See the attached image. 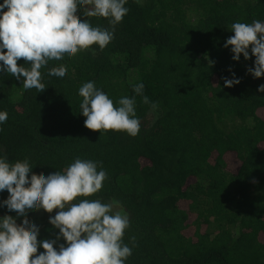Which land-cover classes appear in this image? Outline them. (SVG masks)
Wrapping results in <instances>:
<instances>
[{
	"label": "trees",
	"instance_id": "obj_1",
	"mask_svg": "<svg viewBox=\"0 0 264 264\" xmlns=\"http://www.w3.org/2000/svg\"><path fill=\"white\" fill-rule=\"evenodd\" d=\"M125 6L129 12L103 51L93 45L41 69L43 92L0 73V111L8 113L0 156L28 159L38 177L63 171L76 158L99 162L107 179L89 199L129 217L124 242L132 255L125 264H264V93L257 90L264 77L248 72L254 56L234 61L224 46L234 35L231 24L264 22V0H129ZM77 16L112 30L106 18L85 17L82 9ZM60 66L65 79L47 74ZM233 72L241 83L224 87L222 78ZM89 81L114 106L135 96L137 137L84 126L78 90ZM140 82L156 110L134 93ZM8 195L0 193V200ZM58 211L41 209L17 224L28 219L40 228L38 240H52L59 230L49 217ZM4 215L16 213L0 207ZM60 243L66 244L61 239L57 249Z\"/></svg>",
	"mask_w": 264,
	"mask_h": 264
},
{
	"label": "clouds",
	"instance_id": "obj_2",
	"mask_svg": "<svg viewBox=\"0 0 264 264\" xmlns=\"http://www.w3.org/2000/svg\"><path fill=\"white\" fill-rule=\"evenodd\" d=\"M128 2L3 0L0 3V73L6 72L22 81L25 90L43 92L41 69L47 68L50 61L70 59L93 45L103 51L114 39L115 26L128 14L125 6ZM78 9L83 10L85 17L108 19L112 30L93 27L89 19L82 21L77 16ZM230 30L234 35L227 38L224 46L230 47L233 60L240 61L241 54L245 60L254 56L255 67H249L248 72L254 78L264 77V22H235ZM21 58L25 63L18 65ZM47 74L63 80L67 69L51 67ZM222 79L227 88L241 83L234 72L231 79ZM132 87L152 110L159 107L143 94L142 82ZM257 90L264 93V84ZM78 95L82 97L80 109L86 117V128L102 134L113 130L138 136L141 121L136 113L135 96L121 97L114 106L109 95L92 81L84 83ZM7 119L8 113L0 111V125ZM106 179L107 172L102 165L89 159L76 158L63 171L38 177L33 174L28 159L10 162L6 156H0V193L5 190L9 193L7 199L0 200V207L16 213L0 216V264H125L132 255V248L124 242L125 231L130 227L129 217L114 212L112 203L89 199L102 190ZM41 209L50 214L59 209L49 217V223L59 230L55 239L38 240L40 228L28 219L17 224L18 219ZM61 239L66 244L60 243L57 249ZM38 248L45 251L37 255Z\"/></svg>",
	"mask_w": 264,
	"mask_h": 264
},
{
	"label": "rangeland",
	"instance_id": "obj_3",
	"mask_svg": "<svg viewBox=\"0 0 264 264\" xmlns=\"http://www.w3.org/2000/svg\"><path fill=\"white\" fill-rule=\"evenodd\" d=\"M113 211L114 212H119L120 211V208L118 206H113Z\"/></svg>",
	"mask_w": 264,
	"mask_h": 264
},
{
	"label": "flooded vegetation",
	"instance_id": "obj_4",
	"mask_svg": "<svg viewBox=\"0 0 264 264\" xmlns=\"http://www.w3.org/2000/svg\"><path fill=\"white\" fill-rule=\"evenodd\" d=\"M30 218L32 219V218H34V217L32 216V217H30ZM32 221H35V219H32Z\"/></svg>",
	"mask_w": 264,
	"mask_h": 264
}]
</instances>
